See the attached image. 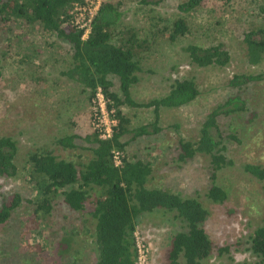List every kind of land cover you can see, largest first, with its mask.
Masks as SVG:
<instances>
[{
    "label": "rangeland",
    "instance_id": "obj_1",
    "mask_svg": "<svg viewBox=\"0 0 264 264\" xmlns=\"http://www.w3.org/2000/svg\"><path fill=\"white\" fill-rule=\"evenodd\" d=\"M186 0H163L158 5H127L123 24L133 26L148 39L150 47L141 61L139 81L132 87L135 100L144 102L162 96L177 78H193L199 96L190 104L163 109L155 135L129 140L126 150L147 158L153 172L148 186H163L187 196L199 197L209 210L204 222L214 244L204 264H254L249 249L252 231L264 220L261 182L244 170L246 163L264 165V57L252 64L247 60L244 33L264 27V0H203L194 10L182 12L178 5ZM184 18L186 35L175 41L159 34L150 42V30ZM11 28L5 32L6 28ZM0 31V136H13L18 142L15 177H0V204L19 193L22 202L8 222L0 227V264H94L95 219L92 203L80 211L70 209L57 195L50 213H33L29 200L34 190L29 184L25 163L27 153L40 146L53 147L67 158L86 150H64L54 144L55 137L76 134L84 138L94 130L93 101L88 91L66 76L72 55L71 45L38 27L10 20ZM201 46L222 43L230 54L223 67H199L190 62L188 44ZM235 74H254L260 78L241 87L229 85ZM116 90L118 81L111 77ZM241 96L248 107L236 115L223 130L224 154L232 164L221 169L215 182L228 190L223 203L209 201L205 194L212 184L209 156L196 155L186 162L177 159L178 140L195 139L207 113L228 97ZM92 99V98H91ZM131 127L153 120L151 108L122 107ZM85 144V143H84ZM87 145V143H86ZM185 223L173 213L153 211L138 218V239L147 249L145 264H170L167 253L171 238L185 230ZM228 251L219 253V248Z\"/></svg>",
    "mask_w": 264,
    "mask_h": 264
},
{
    "label": "trees",
    "instance_id": "obj_2",
    "mask_svg": "<svg viewBox=\"0 0 264 264\" xmlns=\"http://www.w3.org/2000/svg\"><path fill=\"white\" fill-rule=\"evenodd\" d=\"M163 0H102L98 13L91 24L86 39L82 31L70 22V7L84 4L85 0H0V31L3 26L15 22L38 27L45 34H54L71 45L72 55L63 76L82 85L88 97L95 95L100 87L114 109L117 124L110 138H101L94 129L81 142L76 134L55 137L54 144L64 150H86L64 158L54 153L53 147L40 146L26 156L25 173L34 196L29 200L33 213L44 217L50 213L57 195L74 211H80L90 200L95 219L94 245L97 256L94 264H137L136 227L143 213L163 211L173 213L185 223L186 229L177 231L171 238L167 257L170 264H204L212 255L214 244L204 222L209 210L197 196L163 186H148L153 167L147 158L126 150L129 140L155 135L161 131L159 121L163 109H175L192 103L200 94L193 78H177L166 94L140 102L133 98L132 87L139 81L141 61L150 44L141 38L137 30L123 24L125 7L131 3L142 6L158 5ZM203 0H186L178 5L182 12L196 9ZM150 30L152 39L159 34H168L173 42L189 32L184 18L173 20L168 25ZM7 27L5 32L10 31ZM247 60L252 64L264 57V27L258 26L244 33ZM190 62L199 67L225 66L230 54L222 43L201 46L195 43L186 46ZM111 77L117 79L115 84ZM260 78L254 74H235L229 81L232 87H241ZM151 108L153 120L131 127L130 117L122 107ZM248 110L245 100L234 95L209 111L202 121L195 139L178 140L177 159L181 162L196 155L209 156L212 184L205 196L213 203H223L228 190L215 182L218 172L232 164L224 154V135L228 123L236 115ZM85 143V144H84ZM87 143V145H86ZM114 151L122 153L121 164L115 165ZM18 142L10 135L0 136V177L17 176L16 162ZM244 170L261 182L264 197V165L246 163ZM22 202V196L14 193L0 204V227L9 221ZM249 249L256 256L254 264H264V220L250 235ZM228 247L219 248V253Z\"/></svg>",
    "mask_w": 264,
    "mask_h": 264
},
{
    "label": "built area",
    "instance_id": "obj_3",
    "mask_svg": "<svg viewBox=\"0 0 264 264\" xmlns=\"http://www.w3.org/2000/svg\"><path fill=\"white\" fill-rule=\"evenodd\" d=\"M102 0H85L84 4H74L70 7V20L69 22L82 31L81 38L86 39L91 32V24L93 19L98 13ZM93 101V126L99 133L101 138H110L113 133V128L117 124L115 118L114 109L109 108L108 99L104 95L102 89L98 87L95 95L92 97ZM122 153L120 151H114L113 159L115 165L121 164ZM136 236V248H137V264H145L147 249L143 243Z\"/></svg>",
    "mask_w": 264,
    "mask_h": 264
}]
</instances>
